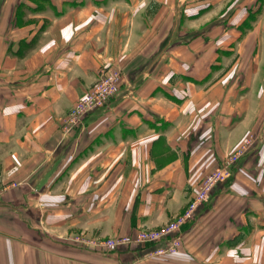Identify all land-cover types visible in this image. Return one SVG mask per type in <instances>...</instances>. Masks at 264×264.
Listing matches in <instances>:
<instances>
[{"label": "crops", "instance_id": "1", "mask_svg": "<svg viewBox=\"0 0 264 264\" xmlns=\"http://www.w3.org/2000/svg\"><path fill=\"white\" fill-rule=\"evenodd\" d=\"M249 137L177 254L72 242L166 225ZM0 264H264V0H0Z\"/></svg>", "mask_w": 264, "mask_h": 264}, {"label": "built area", "instance_id": "2", "mask_svg": "<svg viewBox=\"0 0 264 264\" xmlns=\"http://www.w3.org/2000/svg\"><path fill=\"white\" fill-rule=\"evenodd\" d=\"M121 70L110 69L92 89L81 97L72 107L66 118L68 129L81 128L85 118L93 111L104 109L118 93L121 85ZM256 147V138L249 137L234 152L210 171L200 184L197 193L188 203L185 211L166 225L152 230L140 229L134 235H121L107 239L74 237L75 245L108 253L126 246L143 247L153 257L177 254L183 245L184 228L195 221L198 212L213 199L216 189L232 180L234 172L243 158Z\"/></svg>", "mask_w": 264, "mask_h": 264}]
</instances>
